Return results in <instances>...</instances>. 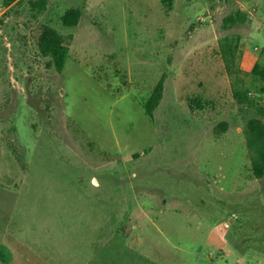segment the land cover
Instances as JSON below:
<instances>
[{
  "label": "rangeland",
  "instance_id": "1",
  "mask_svg": "<svg viewBox=\"0 0 264 264\" xmlns=\"http://www.w3.org/2000/svg\"><path fill=\"white\" fill-rule=\"evenodd\" d=\"M28 1L0 0V264H264L243 133L263 84L240 74L255 105H238L220 52L239 35L234 69L263 63L264 0ZM44 23L71 36L62 72L37 49Z\"/></svg>",
  "mask_w": 264,
  "mask_h": 264
},
{
  "label": "trees",
  "instance_id": "2",
  "mask_svg": "<svg viewBox=\"0 0 264 264\" xmlns=\"http://www.w3.org/2000/svg\"><path fill=\"white\" fill-rule=\"evenodd\" d=\"M17 0H4L9 5ZM31 10L37 14H42L48 4V0H29ZM81 19V10L79 8H69L61 17L64 27H75ZM247 21V15L241 10L227 15L222 22L224 29H230ZM37 34V49L40 55L46 58L47 66L54 67L58 72H62L65 63L70 54V46L68 40L71 38L61 34L58 30L47 23L39 26ZM241 37L239 35L226 36L220 41V52L226 63V70L231 75L236 74V79L232 83V96L240 106H254L255 101L250 96V88L246 85L244 77H251L252 80L261 82V93H264V61L256 63L250 72L243 73L235 70V60L239 50ZM264 60V51H263ZM166 74H162L160 79L152 88L147 99L142 103L146 114L152 118L155 109L160 105L165 91ZM260 113H264V105L259 108ZM227 124L220 123L218 129L226 130ZM245 145L250 161V169L254 178L260 179L264 177V121L258 118H250L244 129Z\"/></svg>",
  "mask_w": 264,
  "mask_h": 264
}]
</instances>
